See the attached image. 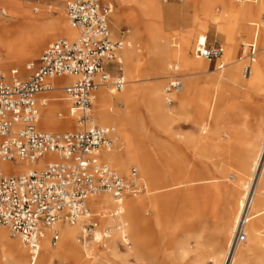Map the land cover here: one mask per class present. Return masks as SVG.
<instances>
[{
	"label": "bare ground",
	"instance_id": "obj_1",
	"mask_svg": "<svg viewBox=\"0 0 264 264\" xmlns=\"http://www.w3.org/2000/svg\"><path fill=\"white\" fill-rule=\"evenodd\" d=\"M112 1L117 4L116 10H113L110 17L113 27L118 29L123 22L133 25V33L127 37V46L121 50L120 54L122 62L129 66L130 79L122 91H115L105 86L97 89L94 100L95 118L97 117L96 121L98 120L101 124H113L112 126L118 132L115 147L111 151L102 152L104 160L112 167L113 164H135L146 181L147 190L137 196L127 195L119 207L120 214L118 215H114L116 201L112 194L102 192L89 196L87 205L91 207V213L102 214L103 218H106L108 214L102 210L109 209L110 213L109 219H102L101 223H98L96 240L105 239L103 245L106 252L111 256H119L116 237L122 235L130 243L128 237L130 233L134 247L130 246L128 251L121 256L126 258L135 255L136 249L142 255H150L151 246L157 234L156 230H166L170 226L172 215L177 207L181 206L187 212L196 210L202 217L207 216L208 220L215 225L217 232L223 234L226 248L224 264H234L235 256L239 252L253 256L255 264H264L263 147L254 160V172L248 185L242 195L233 200V207L225 211L226 220H224L223 202L231 190L228 180L231 175L234 178L238 177L236 173L230 172L233 153L237 151V148L246 146L247 143L244 140L245 134L240 132V129L245 126L240 111L221 103L222 99L217 94L214 106H216L219 117L218 121L225 123L230 119L222 132L205 136V127L202 126L199 135H194L191 132L181 139L201 159L210 157L207 154V147L213 144L215 153L220 155L215 160L217 174H208L206 177L198 178L190 173H184L186 166L178 160L176 155V149L180 142L178 136L180 132L177 131L176 126L180 123L181 116L188 111V106L194 102L198 105V100L202 98L203 94L198 86L195 70L206 71L209 63L196 55V57L190 56L185 47H180L175 51L171 50L168 37L163 32V24L160 22L165 15V10L159 0ZM224 1L204 0L200 15L195 19V22H198V32L205 37L202 30L213 25L219 33H224L227 40L225 58L227 65H231L230 80L238 91L240 88L243 90L259 88L264 96V18H262L264 0H256L257 3L252 4L254 7L252 25L254 27L252 25L250 27L252 42L257 44L259 39L261 52H257L254 60L249 58V63L246 64L243 57L240 56L242 52L235 51V38L229 27L230 15L234 14V8L230 11L225 6L222 13L213 11L215 2ZM2 3L8 6L13 18L21 19V23L9 26L0 25V49H4V55L2 56L0 53V71L7 72V62L9 61L15 64L34 57L47 41L54 37L74 38L76 36L75 28L63 14H60L56 19L39 23L37 19L29 18L28 14L34 13L35 9L40 6L25 3L24 0H0V4ZM49 7H55L57 10V5ZM3 9L6 11L5 7ZM175 12L176 10L174 13L172 12L171 16L176 17L178 14ZM258 15L261 16L260 23L256 20ZM29 26L31 28L28 29ZM143 31L148 33L152 41V56L149 60L141 63L134 42ZM163 37L165 40L162 41ZM184 41H186L185 34L181 42ZM177 56L183 69L186 70L183 74L180 72L179 65L171 64V60ZM168 68L174 70L173 78L170 81L180 82V85L171 93L172 96H164L165 88L162 89L160 84L146 88L139 83L146 74L145 72L160 75ZM246 68H248L247 71ZM74 78L76 79L72 75L66 76L62 82H72ZM140 98L147 101L152 116L153 132L150 137V145L145 141L146 137L140 134L135 127L129 110L122 111L117 108L122 103L129 109L128 107ZM169 98L177 99L178 103L175 107L167 106ZM71 107V103L64 97L62 91L53 93L48 106L41 111L39 126L51 131L72 129L75 120L70 116ZM60 111L63 112V116H59ZM76 127L78 128L77 122ZM45 158L53 157L46 155L36 163L18 159L16 161L0 160V170L15 173L28 171L34 167H41ZM116 170L121 173L120 170ZM204 181L207 186L205 189H201L197 183ZM89 218L88 215H83L75 223L61 220L53 227L46 229L41 240V250L34 264H53L57 258L69 260L70 264H89L84 258V244L77 238L79 229L84 228L81 222ZM104 227L106 235L100 230ZM240 229L246 234L243 242L235 240L236 232ZM58 233L59 247L53 249L49 244V237L51 234ZM7 237L8 231L0 229V245L3 246L0 251V264H25V262L29 264V261H26L25 247L27 246L22 239L10 240Z\"/></svg>",
	"mask_w": 264,
	"mask_h": 264
},
{
	"label": "built area",
	"instance_id": "obj_2",
	"mask_svg": "<svg viewBox=\"0 0 264 264\" xmlns=\"http://www.w3.org/2000/svg\"><path fill=\"white\" fill-rule=\"evenodd\" d=\"M60 1L77 35L50 43L38 59L26 64L27 75H22L18 67L8 76L0 71V160L36 163L46 155L53 157L45 158L39 168L20 173L0 170V226L22 239L29 250V264H34L39 255L46 229L61 220L75 223L83 215L95 216L87 205L89 196L112 194L116 201L114 215H118L127 195L137 196L147 190L136 167L125 176L102 159L103 151L113 149L115 127L98 124L93 111L99 87L122 91L127 84L120 52L129 31L123 30L119 38L112 36L114 4L110 1ZM0 11L7 14L4 9ZM244 46L254 60L256 42ZM194 54L218 69L226 66L224 47L209 44L206 36L198 40ZM67 75L76 79L69 83L55 81ZM179 85V81H170L165 92L170 96ZM57 90L71 103L70 116L77 121V129L51 131L39 127L41 110ZM172 101L168 99V103ZM58 114L63 116L62 111ZM98 223H85L81 232L84 237ZM245 238L242 229L236 232L237 242Z\"/></svg>",
	"mask_w": 264,
	"mask_h": 264
},
{
	"label": "rangeland",
	"instance_id": "obj_3",
	"mask_svg": "<svg viewBox=\"0 0 264 264\" xmlns=\"http://www.w3.org/2000/svg\"><path fill=\"white\" fill-rule=\"evenodd\" d=\"M43 1L44 0H34L32 3L28 0H24L25 3L32 5L41 4ZM255 1L256 0H225L224 2H215L213 5V11L215 13H222V11L225 9V6H227L230 11L232 8H234V14L230 15L229 27L231 28L230 31L232 36L235 38V51L237 52L240 50L242 52L240 56L243 57V60H245V64L249 63L250 60L244 44L252 42L253 39L252 36H250V27L253 21L252 13L254 10L252 4L257 3ZM44 2L48 3V5H45L47 10H41L38 12V15L43 13L47 16L58 17L60 14H63L65 18L67 17L62 1L45 0ZM159 3L165 10V15L160 22L163 24V32L168 37V43L171 50L175 51L180 47H185L190 56L196 57L194 54V47L199 39L203 40L205 38L199 34L200 32H198V22H195V19L200 15L204 0H159ZM53 5H57V13H55V7H49ZM4 7L7 14H0V25L9 26L13 24H20L21 19L13 18L9 12L8 6L3 3L0 4V9H3ZM115 7H117V4L114 2V9L116 10ZM174 10H176L175 13L178 14L176 17L171 16L172 12L174 13ZM229 10L226 11L229 12ZM262 18H264V14L262 15ZM260 19L261 16L258 15L256 19L258 20V23H260ZM37 21L42 23L47 20L37 19ZM110 27L113 33H115V38H119L123 30L129 31L127 33V37L133 33V25L126 22H123L118 29H115L113 27V23L110 21ZM252 27L254 26L252 25ZM29 28H31V26H29L28 29ZM202 33H205L209 44H222L224 47L223 61L226 63V66L223 69H218L215 67L214 63L208 61L207 59L201 58L209 63L206 71L202 69L195 70L197 73L195 74V77L197 78L198 86L201 89L203 95L202 98L198 100V105H196L194 102L192 105L188 106V111L186 114L181 116V120L179 121L180 123L176 126L177 131L180 132L178 135L180 142L178 144V148L176 149V155L178 160H180L186 166L184 173H190L197 176L198 178L206 177L208 174H217L215 169V160H217L220 155L219 153H215V147L213 144L207 147V154L210 157L201 159L197 157L193 151L181 141V139L191 132H193L194 135H199L200 128L202 126L205 127V136L212 133L222 132V129L229 123L230 119H228L225 123H220L218 121L219 117L217 115L216 106H214V101L217 97V94L222 99L221 103H225L227 107L231 106L238 112L240 111L245 123V126L242 129L247 130V134L243 133L245 134L244 140H246L247 143L246 146L237 148V151L233 153L230 172L236 173L238 177L234 178L231 175V177H229L230 179L228 180L231 190L230 194L225 196L223 202V219L226 220L225 211L229 208H232L234 203L233 200L239 198L244 192L254 172V160L258 157L262 147L264 150V102L262 101L264 96L262 95V91L259 88H250L245 90L240 88V91H238L234 83L230 80L229 69L231 65H227V60L225 58L227 46L225 34L222 32L219 33L213 25H209L205 30H202ZM184 34L186 41L181 42ZM56 39L58 38L48 40L37 55L26 61L15 64L10 61L7 62V72H2L8 76L9 71L12 68L18 67L22 75H27L28 73L25 70L26 64L30 61L38 59L42 51ZM163 40H165V37L162 38V41ZM134 46L138 51V56L141 63L151 58L152 41L150 40L147 32L143 31L140 33V35H138L137 40L134 42ZM257 48L258 53L261 52L259 39L257 42ZM0 53L3 56L4 49H0ZM171 64L179 65L180 72L182 74L186 72V70L183 69L182 63L178 56L177 58L171 60ZM128 68L129 66L123 63L124 74L127 78V82L129 83L130 78L128 74ZM145 73L146 74L139 82L142 84V86L151 88L156 85L159 86L160 84L161 88L164 89L169 84L170 79L173 78L174 70L172 68H168L167 71L160 75L152 74L150 72ZM105 87L110 88L107 86ZM163 94L164 96H168L165 91ZM170 96H172V94H170ZM177 103L178 101L176 99L171 103L166 104L169 107H175ZM117 108L122 111L129 110L135 127L138 129L140 134H143L146 137L145 141L150 145V137L153 132V123L147 101L140 98L130 107H128L129 109H127V107L122 103L119 104ZM93 109L95 114V104ZM76 122L77 121L75 120L72 129H77ZM97 123L100 125H113L101 124L100 122ZM248 133L250 136H248ZM117 136L118 132L115 130L113 148L115 147ZM171 147H173L172 144ZM101 156L104 160L103 154ZM263 157L264 151L262 153V158ZM261 161L262 159L260 160V164ZM132 167L137 168L140 176L146 183L139 168L135 164H113V168L120 170L121 174L125 176L130 173ZM197 185L200 186L201 189H205L207 183L204 181L197 183ZM182 208L183 207L181 206L177 207L175 213L171 217L170 226L166 230H156L157 234L153 240L150 255H142V253L140 254L136 249L135 255L133 254L126 258L121 256L126 251H128L130 246L134 247L133 238L129 233L128 237L130 243L129 241L125 240L122 235L116 237V246L119 249L120 255L111 256L104 249L103 242L105 239H102V241L96 240V231L98 227L93 228L87 237H84V235L81 233L83 229H79L77 238L84 244L83 254L85 260L89 264H224L226 248L225 243L223 242V234L221 232H217L215 225L208 220L207 216L202 217L201 214L196 210L193 212H187ZM102 211L108 214L106 218H103L102 214L99 216L95 214V216L92 215L88 220L82 221L81 225L83 226L85 223H88L91 220H97L100 222L102 219H109V209H104ZM0 229H6L8 231L7 238L10 240L21 239L18 235L12 234L11 231L5 226H0ZM100 230L103 231L104 235H106L105 227ZM57 235L59 236V233ZM49 244L51 248L57 249L59 247V238L53 239V234H51L49 237ZM25 248L27 251L26 261H29V250L27 247ZM2 249L3 246L0 245V251ZM53 264H70V262L66 259L57 258ZM234 264H255V260L253 256L239 252L235 256Z\"/></svg>",
	"mask_w": 264,
	"mask_h": 264
},
{
	"label": "crops",
	"instance_id": "obj_4",
	"mask_svg": "<svg viewBox=\"0 0 264 264\" xmlns=\"http://www.w3.org/2000/svg\"><path fill=\"white\" fill-rule=\"evenodd\" d=\"M28 1H30V2H33L34 0H28ZM45 1V0H44ZM41 2V4H36L37 6H40L38 9H35V12L34 13H32V14H28V17L29 18H31V19H33V20H35V19H45V20H49V19H56L57 17L56 16H47V15H45V14H41L40 13V15H38V12H40L41 10L42 11H45V10H47L46 8H45V3L47 2ZM106 1H110V2H112L113 4H114V2L112 1V0H106ZM50 12V11H49ZM58 12V10H55V13H57ZM35 17V18H34ZM56 17V18H55ZM112 31V30H111ZM75 32H76V35H77V31H76V29H75ZM112 34H113V37H115V33H113V31H112ZM120 37V36H119ZM54 38H56V37H54ZM118 38V37H117ZM217 68V67H216ZM67 76H70V75H67ZM66 76H64V77H62V78H58V79H56L58 82H61V81H63L64 80V78H65ZM55 80V81H56ZM73 80H75V78L73 79ZM72 80V81H73ZM69 82H71V81H69ZM69 82H67V83H69ZM59 91H61V90H57V91H55V92H53L54 94H56L57 92H59ZM52 93V94H53ZM262 101L264 102V99H262ZM48 106V105H47ZM43 109V108H42ZM42 111V110H41ZM97 118V117H96ZM98 119V118H97ZM97 122H99V121H97ZM263 123H264V120H263ZM240 132L241 133H245V134H247V130H245V129H240ZM248 136H250L249 135V133H248ZM119 172V171H118ZM120 173V172H119ZM96 214V213H95ZM64 224V223H63Z\"/></svg>",
	"mask_w": 264,
	"mask_h": 264
}]
</instances>
